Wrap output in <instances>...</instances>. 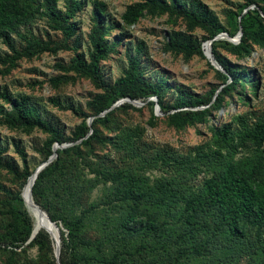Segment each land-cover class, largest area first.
I'll return each instance as SVG.
<instances>
[{
    "label": "rangeland",
    "instance_id": "rangeland-1",
    "mask_svg": "<svg viewBox=\"0 0 264 264\" xmlns=\"http://www.w3.org/2000/svg\"><path fill=\"white\" fill-rule=\"evenodd\" d=\"M22 1L23 19L0 27V264H58L46 229L40 239L6 238L17 208L34 224L22 190L46 161L45 125L60 130L58 148L78 146L61 153L37 195L59 225L60 249L68 219L80 253L98 264H185L162 262L169 244L158 228L179 233L182 213L230 170L264 184V0ZM249 8L258 11L241 21ZM209 39L222 69L206 54ZM78 62L97 64L108 87L75 70ZM126 76L160 86V96L123 100L113 86ZM100 96L108 108L95 114ZM177 112L182 122L171 119ZM84 126L95 130L88 143ZM241 228L215 264H264V218Z\"/></svg>",
    "mask_w": 264,
    "mask_h": 264
},
{
    "label": "trees",
    "instance_id": "trees-1",
    "mask_svg": "<svg viewBox=\"0 0 264 264\" xmlns=\"http://www.w3.org/2000/svg\"><path fill=\"white\" fill-rule=\"evenodd\" d=\"M259 0H253L252 3L258 4ZM24 2L22 0H0V27L4 28L7 25H13L23 19L26 10H24ZM257 12V8H249L244 13L240 14L241 21L246 15H251ZM264 13V8H262ZM206 23V17L202 18ZM246 30V26L243 27ZM65 37L71 35L72 30L69 26L62 27ZM238 31V30H237ZM236 31V32H237ZM213 33V35H215ZM235 35V34H233ZM213 48L215 44L212 43ZM25 54L32 53V50H24ZM97 59L94 57V61ZM74 69L90 76L92 80L102 87L107 88L108 85L103 80L98 66L95 63L78 62ZM224 82H227L229 77L223 76ZM239 76L232 79V84L228 83L222 90H228L233 87V82L237 81ZM114 90H119L123 96L131 99H136L142 95V91L148 95L160 96V86H150L134 80L132 76H126L120 79ZM106 96H100L92 103L95 114H99L108 108ZM149 104H156L153 100L148 101ZM182 106L188 105L186 100L180 102ZM126 107L132 104H124ZM165 111V109H163ZM108 110L106 112H110ZM171 119L176 122L184 120V114L177 112L171 115ZM98 119H94L92 124H95ZM53 134V138L49 140V151L46 160L53 154L54 142L62 143L60 130L51 125L43 126ZM90 128L84 126L80 128V137L86 136L82 142L88 143L95 137V130L89 133ZM78 148L75 145L68 148H57L58 156L46 165L39 173L32 186V195L34 201L40 205L49 215L55 220L54 216L48 211L44 205L37 200L39 189L48 180L49 174L60 165L61 153L75 150ZM30 175L27 174V180ZM27 182V181H26ZM12 227L8 230L7 240L12 243H20L29 240L33 232V222L30 214L22 208H17L13 212ZM264 218V184L256 179L248 177L246 174L238 170H230L220 176L212 185L208 193L194 202L191 208L184 211L181 215L182 228L179 233L167 228H158L156 234L163 241L169 244V248H165L162 262L173 260L175 263L178 259H182L185 264H191L196 257L201 256V260H196L192 264H215V258L220 259L222 251L231 244L230 239L238 240L244 237V229L241 228V223L244 220L259 221ZM56 221V220H55ZM66 228L68 229V237H64L62 248L60 249L59 261L61 264H98L94 256H88L80 253L81 237L77 233V223L68 219H63ZM78 222V221H76ZM44 235L43 231L36 234V239H40ZM171 243V244H170ZM71 251L70 256L68 252ZM90 259L93 261L90 262ZM123 264H127L125 258ZM109 260L100 262L107 264ZM218 264V263H217Z\"/></svg>",
    "mask_w": 264,
    "mask_h": 264
},
{
    "label": "water",
    "instance_id": "water-1",
    "mask_svg": "<svg viewBox=\"0 0 264 264\" xmlns=\"http://www.w3.org/2000/svg\"><path fill=\"white\" fill-rule=\"evenodd\" d=\"M226 36V34L225 33H220V34H218L215 38L217 39V38H221V37H225ZM215 38H213V39H215ZM240 38V35H237L236 36V38H231L232 40H236V39H239ZM213 39H209L208 41H209V53H210V57H211V61H212V63L217 67V68H220V69H222V65L217 61V59H216V57L214 56V54H213V51H212V42H213ZM151 99H154V100H157V97L156 96H153ZM123 100H126V101H129L130 103H132V104H135V105H138V106H140L142 103H140L139 101H137V100H135V99H131V98H129V97H127V98H124ZM122 100H120L119 102H117V104L118 103H120ZM155 109H156V111L157 112H161L160 111V106H159V104L158 103H156L155 104ZM91 120H92V118L90 119V123H91ZM64 146H66V144H59V143H56V144H54L53 145V150H55L56 148H58V147H64ZM57 157V152L55 151L46 161H43L37 168H36V172H37V176H38V173L46 166V165H48L52 160H54L55 158ZM29 197H30V199L32 200V202L39 208V210L41 211V212H43V213H45V215L47 216V218H48V220H49V222L50 223H52V224H54V225H56V226H59L58 225V223L55 221V220H53L51 217H50V215L42 208V207H40V205L39 204H37L35 201H34V198H33V195H32V188H30V190H29ZM22 198H23V200H24V202H25V204L27 203V199H26V196H25V194H24V188H23V190H22ZM35 235L33 234V232H32V234H31V236H30V238H29V240H31L33 237H34ZM60 242H61V238H60V233H59V238H58V241H57V246L55 247L54 246V253H55V256H56V259H57V262H58V264H61L60 263V261H59V255H60Z\"/></svg>",
    "mask_w": 264,
    "mask_h": 264
},
{
    "label": "bare ground",
    "instance_id": "bare-ground-1",
    "mask_svg": "<svg viewBox=\"0 0 264 264\" xmlns=\"http://www.w3.org/2000/svg\"><path fill=\"white\" fill-rule=\"evenodd\" d=\"M229 40L233 41L231 38ZM205 51H206L207 56L211 59L210 53H209V41L208 40L205 42ZM56 149H55V151H56ZM40 164H38L37 167ZM36 168H35V170L32 171V173L28 177V180L24 186V194H25L26 199H27L26 206L34 218L33 234L36 235V233L38 232V230L40 228L46 229L49 232L50 236L52 237L53 242H54V246L56 247L57 241L59 238V233H60L59 226H56V225L50 223L47 216L45 215V213L41 212L39 210V208L32 202V200L29 197V190H30V188H32V186H33V184L37 178Z\"/></svg>",
    "mask_w": 264,
    "mask_h": 264
}]
</instances>
